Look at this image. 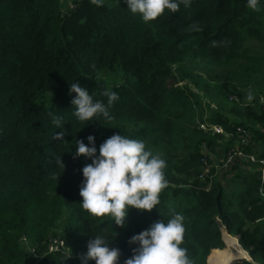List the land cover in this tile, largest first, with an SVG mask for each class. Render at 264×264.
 Wrapping results in <instances>:
<instances>
[{
    "label": "trees",
    "instance_id": "1",
    "mask_svg": "<svg viewBox=\"0 0 264 264\" xmlns=\"http://www.w3.org/2000/svg\"><path fill=\"white\" fill-rule=\"evenodd\" d=\"M258 9L191 0L145 23L124 0H0V264H80L96 234L109 237L123 264L137 246L128 243L133 234L177 212L193 264H217L221 227L250 257L229 264H264V0ZM120 70L119 82L97 78ZM77 81L105 104V88L118 94L111 120H76L68 90ZM114 133L166 162L159 205L130 207L123 226L80 208L81 169L91 158L73 156L76 139L87 144L93 135L98 154ZM235 147L254 155L241 162L249 168L235 161L227 185L219 176L228 171L199 178L203 160L213 165ZM56 236L68 255L46 252Z\"/></svg>",
    "mask_w": 264,
    "mask_h": 264
},
{
    "label": "clouds",
    "instance_id": "2",
    "mask_svg": "<svg viewBox=\"0 0 264 264\" xmlns=\"http://www.w3.org/2000/svg\"><path fill=\"white\" fill-rule=\"evenodd\" d=\"M96 6H101L103 0H90ZM120 2V0H118ZM127 9L132 14H138L140 20L147 23L154 20L167 9L178 11L180 4L189 7L191 0H124ZM260 0H246V7L259 10ZM226 43V41L224 42ZM217 42L212 41L216 46ZM94 67V65L92 66ZM69 94L75 93L71 100L72 115L81 122H90L94 117L111 120L107 108L119 100L118 94L105 88L101 95L107 98L106 104L94 100L86 87L79 83H69ZM254 99L252 91H248L246 100ZM51 122L62 127V118L49 113ZM97 121V120H96ZM63 133H55V138L61 140ZM87 144L76 139L74 158L83 154L91 158V163L82 167L83 180L79 188L82 197L80 208L91 217H107L116 225L123 226L130 207L137 210H151L159 205V194L167 185L164 175L165 160L147 150L141 140L129 138L122 134H113L100 145L97 154L95 138L86 137ZM57 162L62 163L61 156ZM64 166V164H63ZM184 217L173 213L165 222L156 220L138 234H133L129 244H136L133 254L125 258L123 264H193L188 250L182 247L184 240ZM119 249L109 247V237L96 234L88 240L86 252L79 259L80 264H117ZM250 259V258H249Z\"/></svg>",
    "mask_w": 264,
    "mask_h": 264
},
{
    "label": "built area",
    "instance_id": "3",
    "mask_svg": "<svg viewBox=\"0 0 264 264\" xmlns=\"http://www.w3.org/2000/svg\"><path fill=\"white\" fill-rule=\"evenodd\" d=\"M207 128H211V130L215 132H222V128L216 125H207ZM201 127H205V125H201ZM237 131L240 132V128H237ZM245 143H248L249 140L245 139ZM238 161L239 163H243L246 161H255V157L252 154H246L238 147L231 148L228 150L226 156L220 158L218 162H215L213 165L208 163L207 161L203 160V171L199 174V178L203 179L207 174H209L210 170L213 169V172L209 175V178H212L219 168H224L226 171L230 169V166L235 162ZM264 164L263 161H260ZM244 165V164H242ZM263 170V168H262ZM61 252L62 254L68 255V248L62 238L59 236L50 238L46 244V252ZM246 251V250H244ZM245 254L248 256L247 251ZM247 256H244L243 259H248ZM249 257V256H248Z\"/></svg>",
    "mask_w": 264,
    "mask_h": 264
},
{
    "label": "rangeland",
    "instance_id": "4",
    "mask_svg": "<svg viewBox=\"0 0 264 264\" xmlns=\"http://www.w3.org/2000/svg\"><path fill=\"white\" fill-rule=\"evenodd\" d=\"M71 1L72 0H63V3H71ZM107 4H114V3H116L118 0H104ZM122 74V72H121V70L120 71H102L101 73H99L98 75H97V78L98 79H102V80H104L105 82H107V84H112V82H119L120 81V75ZM171 82H173V79H172V77H170V78H168V80H167V83L168 84H170ZM213 158V157H212ZM238 162V161H237ZM234 165H236V164H234ZM238 165H239V167H242V168H249L248 166H244V165H242L241 163H239L238 162ZM219 170L220 171H223V173L224 172H226V169H224V168H219ZM233 172H234V169H229L228 170V172L226 173V174H224V176H225V178H222V174L219 176V178H220V180L222 181V183L224 184V185H227V178H229V177H231V175L233 174ZM224 234H228L229 236H231V237H233V236H235V237H233L234 239H235V242H236V245H237V247L238 248H240V249H242L243 251L244 250H246L245 248H243L240 244H239V242H238V237L236 236V235H232V234H230V233H228L227 232V230L225 229V227H221V241L223 242V247H224V245H225V243H224V238H223V236H224ZM245 253V252H244ZM246 255V254H245ZM247 258H248V260H249V257L247 256ZM241 259H243V258H240V259H237V260H234V261H240ZM216 260V259H215ZM233 261V260H232ZM232 261H230V262H232ZM206 262H207V264H210V263H208V260L206 259Z\"/></svg>",
    "mask_w": 264,
    "mask_h": 264
},
{
    "label": "bare ground",
    "instance_id": "5",
    "mask_svg": "<svg viewBox=\"0 0 264 264\" xmlns=\"http://www.w3.org/2000/svg\"><path fill=\"white\" fill-rule=\"evenodd\" d=\"M228 235V234H227ZM235 237V236H233ZM233 237L224 234V247L215 255L217 264H229L232 260L243 258L245 255L242 249L238 248ZM248 260V259H243Z\"/></svg>",
    "mask_w": 264,
    "mask_h": 264
},
{
    "label": "crops",
    "instance_id": "6",
    "mask_svg": "<svg viewBox=\"0 0 264 264\" xmlns=\"http://www.w3.org/2000/svg\"><path fill=\"white\" fill-rule=\"evenodd\" d=\"M226 236H228V237H231V236H229V235H227V234H225Z\"/></svg>",
    "mask_w": 264,
    "mask_h": 264
},
{
    "label": "water",
    "instance_id": "7",
    "mask_svg": "<svg viewBox=\"0 0 264 264\" xmlns=\"http://www.w3.org/2000/svg\"><path fill=\"white\" fill-rule=\"evenodd\" d=\"M250 258V257H249ZM234 261V260H233Z\"/></svg>",
    "mask_w": 264,
    "mask_h": 264
}]
</instances>
